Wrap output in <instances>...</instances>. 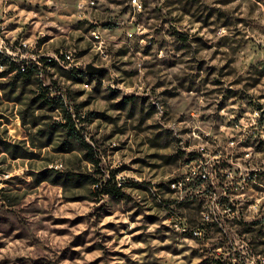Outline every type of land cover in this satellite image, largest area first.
Here are the masks:
<instances>
[{
	"label": "rangeland",
	"instance_id": "374dc122",
	"mask_svg": "<svg viewBox=\"0 0 264 264\" xmlns=\"http://www.w3.org/2000/svg\"><path fill=\"white\" fill-rule=\"evenodd\" d=\"M139 2L0 0V264H264V0Z\"/></svg>",
	"mask_w": 264,
	"mask_h": 264
},
{
	"label": "built area",
	"instance_id": "2783aa9c",
	"mask_svg": "<svg viewBox=\"0 0 264 264\" xmlns=\"http://www.w3.org/2000/svg\"><path fill=\"white\" fill-rule=\"evenodd\" d=\"M133 5H141V3L139 2V0H131ZM89 3H93V1H90ZM86 4L85 2L82 3L80 5V7H84ZM93 35L95 37V39L97 41H100L102 39V33L100 30H93ZM58 61L60 64L66 66V65H71L72 62L74 61V56L73 53L70 50H67L65 52H61L60 54L56 55V56H49L46 58V62H53V61ZM14 61H17L16 58H14ZM17 62H21L20 66H21V71H26L27 69V65L25 60H21V61H17ZM258 119H262L264 120V111L260 110V112H258Z\"/></svg>",
	"mask_w": 264,
	"mask_h": 264
},
{
	"label": "water",
	"instance_id": "95a60500",
	"mask_svg": "<svg viewBox=\"0 0 264 264\" xmlns=\"http://www.w3.org/2000/svg\"><path fill=\"white\" fill-rule=\"evenodd\" d=\"M106 69V67L104 66H100V65H96L95 63L93 62H89L87 65H86V71L87 73L89 74H98L102 71H104Z\"/></svg>",
	"mask_w": 264,
	"mask_h": 264
},
{
	"label": "trees",
	"instance_id": "16d2710c",
	"mask_svg": "<svg viewBox=\"0 0 264 264\" xmlns=\"http://www.w3.org/2000/svg\"><path fill=\"white\" fill-rule=\"evenodd\" d=\"M30 66L28 67L27 66V69H26V71L27 72H29V70H30ZM18 69L20 70V72H21V66L20 65H18ZM25 71V72H26ZM69 119H68V122L67 123H71L72 125H73V129H74V131H76V129H75V126H74V124H73V122H72V116L71 115H69V117H68ZM47 178H42L41 180H46ZM57 183V182H56Z\"/></svg>",
	"mask_w": 264,
	"mask_h": 264
}]
</instances>
